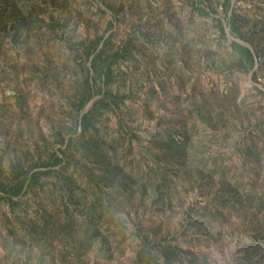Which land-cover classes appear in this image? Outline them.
Listing matches in <instances>:
<instances>
[{
	"label": "rangeland",
	"instance_id": "1",
	"mask_svg": "<svg viewBox=\"0 0 264 264\" xmlns=\"http://www.w3.org/2000/svg\"><path fill=\"white\" fill-rule=\"evenodd\" d=\"M0 264H264V0H0Z\"/></svg>",
	"mask_w": 264,
	"mask_h": 264
},
{
	"label": "trees",
	"instance_id": "2",
	"mask_svg": "<svg viewBox=\"0 0 264 264\" xmlns=\"http://www.w3.org/2000/svg\"><path fill=\"white\" fill-rule=\"evenodd\" d=\"M226 3L228 5L229 0H226ZM106 45L107 43L105 41L102 44L101 48L94 54L92 58V68L95 69V71L97 72L98 78L102 81L103 85H106L109 83L108 82V77H109V72H110L109 66L111 62L113 61V57L111 55L106 56L105 58L101 59L103 55V49ZM234 45L237 48L244 49L245 54L251 57V52L248 49L244 48V46L237 44V43H234ZM96 65H98L97 69L95 68ZM87 84H88L89 91L88 90L84 91V96L79 101L80 106L87 103L90 100V98L94 96L95 93H101L102 96L99 99L94 100L91 107L85 113L81 115L80 125L84 129H87L89 126L93 127V124L97 120L98 114H100L99 111L103 106L110 108L111 104H116L117 102V99H116L117 95L113 94L112 92H108V91L103 92V90L100 87L95 89L94 88L95 84L94 82H92V80L88 81ZM154 139L165 140V143L166 142L168 143L166 146H169V147L179 146V143H177V141L174 139V136L170 132H165V133L158 132L157 135L154 137ZM63 161L64 159L62 157L55 154V161H54L55 164L61 163ZM39 173H43V172H33L29 176H27L24 180H20L17 185H15L14 187H11V190H12L11 195L12 194L18 195L21 193L22 188L24 186V181L26 182V185H25L26 187H32V185H34V183L36 182ZM165 246L166 245H163L162 247H165Z\"/></svg>",
	"mask_w": 264,
	"mask_h": 264
}]
</instances>
